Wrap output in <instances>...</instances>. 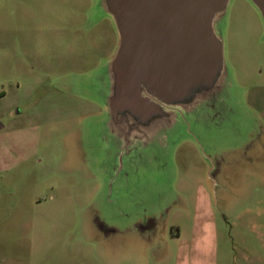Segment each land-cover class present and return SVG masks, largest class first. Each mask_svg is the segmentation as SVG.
<instances>
[{
    "label": "rangeland",
    "instance_id": "rangeland-1",
    "mask_svg": "<svg viewBox=\"0 0 264 264\" xmlns=\"http://www.w3.org/2000/svg\"><path fill=\"white\" fill-rule=\"evenodd\" d=\"M97 0H0V264H264V19L232 0L227 61L246 112L192 128L171 177L114 195L94 75L118 34Z\"/></svg>",
    "mask_w": 264,
    "mask_h": 264
},
{
    "label": "water",
    "instance_id": "water-1",
    "mask_svg": "<svg viewBox=\"0 0 264 264\" xmlns=\"http://www.w3.org/2000/svg\"><path fill=\"white\" fill-rule=\"evenodd\" d=\"M251 2L264 19V0ZM230 4L97 0V15L113 20L119 42L93 79L105 112L99 125L109 201L127 191L137 199L153 179L171 177L172 150L192 128L225 132L247 111L226 55Z\"/></svg>",
    "mask_w": 264,
    "mask_h": 264
}]
</instances>
